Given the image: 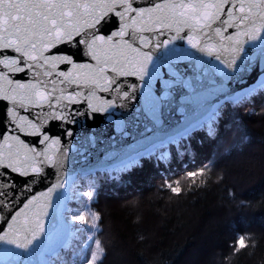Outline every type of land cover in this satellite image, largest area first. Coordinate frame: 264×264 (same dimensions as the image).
Here are the masks:
<instances>
[{
	"label": "snow or ice",
	"instance_id": "obj_1",
	"mask_svg": "<svg viewBox=\"0 0 264 264\" xmlns=\"http://www.w3.org/2000/svg\"><path fill=\"white\" fill-rule=\"evenodd\" d=\"M110 17L117 25L106 33ZM257 62L262 71L255 84L230 90V82L242 80ZM261 93L264 0H0V101L7 102L0 113V221L6 225L0 254L10 257L7 264H103L102 217L89 206L95 182L81 184L79 175L69 179L65 171L71 139L65 143L64 137L74 136L69 126L101 115L127 136L125 119L114 120L117 110L131 112L139 103L133 119L143 113L159 127L177 95L181 113L193 99L203 102L202 117L167 140L145 135L152 131L146 126L136 147L108 153L106 160L118 163L101 170L119 176L144 159L166 160L162 149L177 137L197 130L214 137L224 103L243 106ZM53 121L61 122L60 135L47 130ZM28 136L36 143L22 138ZM45 167L56 170V180L36 193ZM207 171H189L186 178L195 183ZM161 187L182 194L180 180ZM72 200L83 211L68 207ZM234 245V252L248 247L244 236Z\"/></svg>",
	"mask_w": 264,
	"mask_h": 264
},
{
	"label": "trees",
	"instance_id": "obj_2",
	"mask_svg": "<svg viewBox=\"0 0 264 264\" xmlns=\"http://www.w3.org/2000/svg\"><path fill=\"white\" fill-rule=\"evenodd\" d=\"M223 111L214 137L196 131L166 160L91 179L103 264H264V93ZM176 180L179 196L161 187ZM240 236L248 247L234 252Z\"/></svg>",
	"mask_w": 264,
	"mask_h": 264
},
{
	"label": "water",
	"instance_id": "obj_3",
	"mask_svg": "<svg viewBox=\"0 0 264 264\" xmlns=\"http://www.w3.org/2000/svg\"><path fill=\"white\" fill-rule=\"evenodd\" d=\"M118 18L110 17L109 22L104 26V32H110L114 30L117 25ZM178 46L188 50L187 43L185 41H178ZM245 49L248 55H252V51L248 45H245ZM245 53H241L244 55ZM199 55V54H197ZM207 59V58H205ZM216 63V62H214ZM222 67V66H221ZM261 66L259 62L255 65L251 72H246L243 74V79L236 81L233 80L228 85L230 90H239L241 88H246L255 84L261 75ZM16 78H22L18 75ZM135 79V78H131ZM218 103L219 101H213ZM7 102L0 101V113L4 111V106ZM225 104V103H224ZM222 105L221 109L223 108ZM180 100L179 95H177L176 101L165 110L163 121L161 126L155 127L152 125L151 121L143 114H140L139 120L133 119L136 115L135 109L141 107L139 103L132 104V111L117 110L114 115V120H119L121 118L125 119L128 123L126 131L129 133L127 136H122L116 128L115 123L106 121L101 115H97L95 119L84 120L83 118L72 127L74 130V136L72 138L64 137V142L66 143L71 139L70 151L68 153V160L66 161L65 171L68 173L69 179L73 175H79L80 179L86 177L84 173L91 170L93 173L102 171L101 169L105 167H114L118 163L117 160H106V155L108 153H114L120 155L123 152L130 151L133 147L137 146V142L144 139L141 133L147 126L152 128V131L145 133V135L151 137L156 142L164 139L167 140L169 136L176 134L177 130L182 128L186 121H195L202 117L204 111V104L201 101L195 99L187 105L185 111L181 113L179 111ZM35 111V110H32ZM123 112V115H121ZM59 121L50 122L46 128L52 135H60L61 127ZM90 136L96 137L95 142H86V139ZM27 140L28 143H36L35 137H22ZM180 138L177 137L176 142ZM168 145V144H166ZM40 147H44L40 145ZM103 172V171H102ZM46 179H43L34 187L36 193L46 191V189L51 185V183L56 180V170L51 167H45ZM24 181L17 177V184L22 185ZM55 199L56 194L53 193ZM51 213L52 209H48ZM6 227L3 221H0V230ZM3 247H10L8 245H3ZM0 260L4 261L5 264L10 260V257L6 254H0Z\"/></svg>",
	"mask_w": 264,
	"mask_h": 264
},
{
	"label": "rangeland",
	"instance_id": "obj_4",
	"mask_svg": "<svg viewBox=\"0 0 264 264\" xmlns=\"http://www.w3.org/2000/svg\"><path fill=\"white\" fill-rule=\"evenodd\" d=\"M70 195H71V192H70ZM72 203H73V205H69L70 208H73L74 210H81V211H83V209H81V207H80V205H79V203L77 201L72 200ZM76 226L79 227V225H76ZM86 237H87V233H84L83 234V238L86 239ZM89 243H91V242H89ZM85 255H87V253H85Z\"/></svg>",
	"mask_w": 264,
	"mask_h": 264
}]
</instances>
